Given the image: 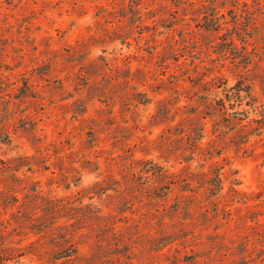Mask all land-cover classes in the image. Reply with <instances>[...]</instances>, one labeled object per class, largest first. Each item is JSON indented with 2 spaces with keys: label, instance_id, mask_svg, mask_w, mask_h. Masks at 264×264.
Segmentation results:
<instances>
[{
  "label": "rangeland",
  "instance_id": "obj_1",
  "mask_svg": "<svg viewBox=\"0 0 264 264\" xmlns=\"http://www.w3.org/2000/svg\"><path fill=\"white\" fill-rule=\"evenodd\" d=\"M0 264H264V0H0Z\"/></svg>",
  "mask_w": 264,
  "mask_h": 264
},
{
  "label": "trees",
  "instance_id": "obj_2",
  "mask_svg": "<svg viewBox=\"0 0 264 264\" xmlns=\"http://www.w3.org/2000/svg\"><path fill=\"white\" fill-rule=\"evenodd\" d=\"M215 22H216V23H214L215 26H220L221 23H222L218 19H216ZM242 90H245V89L239 88L237 90V92L233 93L235 96L230 94L228 99L224 98V100H223L224 103L221 106L224 109H227V108L230 107L232 110H235L234 112L236 114L240 115L242 113V111H240L239 109H236L235 103L237 101H240L241 102L240 105L243 104V96L244 95H242V93H241ZM247 92H249L248 94L250 95V91L247 90ZM236 98H238V99H236ZM234 112H233L232 115H233V119H234L235 122L237 121V123H241L240 121L245 120V118H241V117L236 116V115L234 116V114H235ZM228 114L230 115V113H228ZM209 184H210V186H213V188L216 189V190L221 189L222 188V178H221L220 174H216L214 177H212L210 179V181H209Z\"/></svg>",
  "mask_w": 264,
  "mask_h": 264
}]
</instances>
